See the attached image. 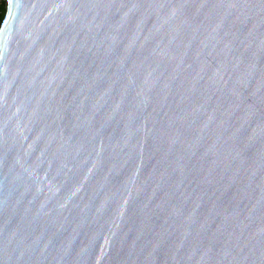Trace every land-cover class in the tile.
<instances>
[{"label": "water", "instance_id": "obj_1", "mask_svg": "<svg viewBox=\"0 0 264 264\" xmlns=\"http://www.w3.org/2000/svg\"><path fill=\"white\" fill-rule=\"evenodd\" d=\"M0 264H264V0H7Z\"/></svg>", "mask_w": 264, "mask_h": 264}, {"label": "trees", "instance_id": "obj_2", "mask_svg": "<svg viewBox=\"0 0 264 264\" xmlns=\"http://www.w3.org/2000/svg\"><path fill=\"white\" fill-rule=\"evenodd\" d=\"M7 0H0V28L7 14Z\"/></svg>", "mask_w": 264, "mask_h": 264}]
</instances>
